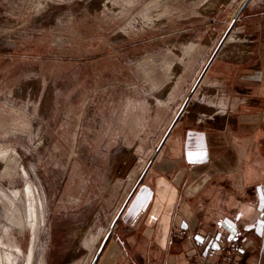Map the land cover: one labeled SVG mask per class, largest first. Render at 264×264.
<instances>
[{"label":"rangeland","instance_id":"374dc122","mask_svg":"<svg viewBox=\"0 0 264 264\" xmlns=\"http://www.w3.org/2000/svg\"><path fill=\"white\" fill-rule=\"evenodd\" d=\"M259 22L264 0H0V240L88 264L174 125L227 113L209 63Z\"/></svg>","mask_w":264,"mask_h":264},{"label":"crops","instance_id":"0c3cea01","mask_svg":"<svg viewBox=\"0 0 264 264\" xmlns=\"http://www.w3.org/2000/svg\"><path fill=\"white\" fill-rule=\"evenodd\" d=\"M256 26L247 57L209 63L227 113L174 125L95 264H185L208 234L243 238L254 250L248 264H264V22ZM194 223L202 234L178 232Z\"/></svg>","mask_w":264,"mask_h":264},{"label":"built area","instance_id":"2783aa9c","mask_svg":"<svg viewBox=\"0 0 264 264\" xmlns=\"http://www.w3.org/2000/svg\"><path fill=\"white\" fill-rule=\"evenodd\" d=\"M183 236L202 234V227L195 223L180 227ZM195 252L188 255L185 264H248L254 253L253 246L241 237L228 238L208 234L200 237L195 244Z\"/></svg>","mask_w":264,"mask_h":264},{"label":"bare ground","instance_id":"6f19581e","mask_svg":"<svg viewBox=\"0 0 264 264\" xmlns=\"http://www.w3.org/2000/svg\"><path fill=\"white\" fill-rule=\"evenodd\" d=\"M26 192H28L29 195H32V201L29 202L28 206H20L14 211L5 212V216L11 220V223L19 224L24 227L28 221H31L32 227H35L38 225L40 213L38 210L37 199L34 195V188L31 184L26 187ZM36 244V240L33 239L29 251L25 252L19 244L15 243L11 235L8 236L6 241L0 240V264H17L22 256L24 257V261H26L25 264H33L36 252ZM91 259L92 257L90 258V261ZM90 261L88 264H90Z\"/></svg>","mask_w":264,"mask_h":264},{"label":"water","instance_id":"95a60500","mask_svg":"<svg viewBox=\"0 0 264 264\" xmlns=\"http://www.w3.org/2000/svg\"><path fill=\"white\" fill-rule=\"evenodd\" d=\"M111 229H112V227H111V228L108 230V232L106 233V235H105V237H104V241H105V240L107 239V237L109 236V234H110V232H111ZM102 245H103V242H102V244H100V246H99V248H98V250H97L95 256L92 258L90 264H95L96 259H97V256L99 255V253H100V251H101V249H102Z\"/></svg>","mask_w":264,"mask_h":264}]
</instances>
